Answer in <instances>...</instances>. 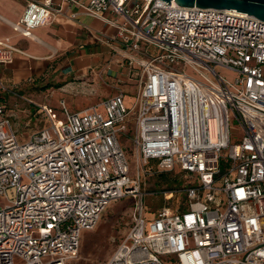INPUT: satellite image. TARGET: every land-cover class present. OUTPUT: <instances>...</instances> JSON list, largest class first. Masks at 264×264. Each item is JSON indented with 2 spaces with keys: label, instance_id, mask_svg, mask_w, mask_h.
I'll list each match as a JSON object with an SVG mask.
<instances>
[{
  "label": "built area",
  "instance_id": "built-area-1",
  "mask_svg": "<svg viewBox=\"0 0 264 264\" xmlns=\"http://www.w3.org/2000/svg\"><path fill=\"white\" fill-rule=\"evenodd\" d=\"M65 12L114 28L135 96L79 112L61 103L63 119L29 101L48 125L24 144L0 104V264L75 259L81 232L126 198L131 224L105 264H264V22L173 0H26L11 28L32 39ZM13 53L23 54L0 39V66ZM175 170L189 180L162 194L183 207L148 218L141 178Z\"/></svg>",
  "mask_w": 264,
  "mask_h": 264
},
{
  "label": "crops",
  "instance_id": "crops-1",
  "mask_svg": "<svg viewBox=\"0 0 264 264\" xmlns=\"http://www.w3.org/2000/svg\"><path fill=\"white\" fill-rule=\"evenodd\" d=\"M25 5L26 0H0V39L8 38L23 52L13 53L12 62L0 66L3 88L24 93L31 89L45 106L61 112V103L70 109L66 97H85L87 105L74 110L79 112L119 92L124 94L125 87L135 89V73L129 71L109 39L115 34L114 28L82 13L71 19L65 12L53 23L34 29L33 38L27 39L11 28ZM55 96L60 97L56 107L50 105Z\"/></svg>",
  "mask_w": 264,
  "mask_h": 264
},
{
  "label": "rangeland",
  "instance_id": "rangeland-1",
  "mask_svg": "<svg viewBox=\"0 0 264 264\" xmlns=\"http://www.w3.org/2000/svg\"><path fill=\"white\" fill-rule=\"evenodd\" d=\"M262 69H264V66ZM216 72L228 82H231L234 78V75L227 71L217 69ZM26 91L24 93L22 90H11L0 85V98L2 100L0 104L6 109L19 144L28 142L32 134L48 125L46 118L42 113H37V107L29 101L38 105L46 104L42 103L39 98L34 97L31 89ZM123 92L126 104L130 105L135 96L134 87H125ZM59 99L58 96L51 98L50 105L56 107ZM66 100L69 103L70 112H74L75 108L79 109L87 105V100L81 95L66 97ZM50 110L54 117L63 119L61 111L53 108H50ZM120 143L129 165V175L132 176L135 169L133 151L126 139L122 138ZM189 178V176L178 170L143 176L140 191L143 194V207L148 212L147 216L151 217L154 211L164 206L182 208L185 203L183 196H174L166 201L162 192H169L184 186ZM5 204V199L0 197V207ZM132 207L133 200L130 198L110 203L101 215L95 230L81 232L78 255L75 259L66 261L65 264H105L118 247L128 227H130Z\"/></svg>",
  "mask_w": 264,
  "mask_h": 264
},
{
  "label": "water",
  "instance_id": "water-1",
  "mask_svg": "<svg viewBox=\"0 0 264 264\" xmlns=\"http://www.w3.org/2000/svg\"><path fill=\"white\" fill-rule=\"evenodd\" d=\"M169 3L172 0H162ZM181 7L195 6L198 9L234 10L245 16L264 22V0H173Z\"/></svg>",
  "mask_w": 264,
  "mask_h": 264
},
{
  "label": "trees",
  "instance_id": "trees-1",
  "mask_svg": "<svg viewBox=\"0 0 264 264\" xmlns=\"http://www.w3.org/2000/svg\"><path fill=\"white\" fill-rule=\"evenodd\" d=\"M60 86H57L56 88H59ZM2 102L1 98H0V103Z\"/></svg>",
  "mask_w": 264,
  "mask_h": 264
}]
</instances>
